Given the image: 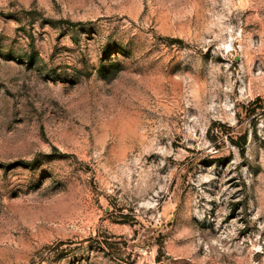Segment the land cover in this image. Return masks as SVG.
I'll return each instance as SVG.
<instances>
[{
	"label": "rangeland",
	"instance_id": "374dc122",
	"mask_svg": "<svg viewBox=\"0 0 264 264\" xmlns=\"http://www.w3.org/2000/svg\"><path fill=\"white\" fill-rule=\"evenodd\" d=\"M0 264H264V0H0Z\"/></svg>",
	"mask_w": 264,
	"mask_h": 264
},
{
	"label": "trees",
	"instance_id": "16d2710c",
	"mask_svg": "<svg viewBox=\"0 0 264 264\" xmlns=\"http://www.w3.org/2000/svg\"><path fill=\"white\" fill-rule=\"evenodd\" d=\"M221 134L225 136V138L233 145L239 148L240 154H244L246 135L240 134L238 136H233V130L230 126H226V130L220 131ZM235 137V138H234Z\"/></svg>",
	"mask_w": 264,
	"mask_h": 264
}]
</instances>
